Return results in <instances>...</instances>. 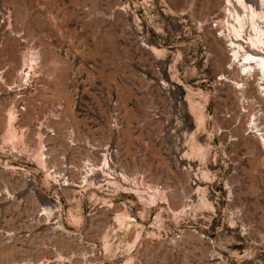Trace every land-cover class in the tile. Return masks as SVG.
<instances>
[{
  "label": "rangeland",
  "instance_id": "1",
  "mask_svg": "<svg viewBox=\"0 0 264 264\" xmlns=\"http://www.w3.org/2000/svg\"><path fill=\"white\" fill-rule=\"evenodd\" d=\"M227 8L0 0V264H264V90Z\"/></svg>",
  "mask_w": 264,
  "mask_h": 264
},
{
  "label": "bare ground",
  "instance_id": "2",
  "mask_svg": "<svg viewBox=\"0 0 264 264\" xmlns=\"http://www.w3.org/2000/svg\"><path fill=\"white\" fill-rule=\"evenodd\" d=\"M226 2L230 7L227 8V14L233 21V23L226 21L234 36L229 40V45L232 47L230 55L232 61L240 63L242 70L248 75L257 71L261 89L264 90V28L261 26V24L264 25V0H259L260 10L246 0H226ZM235 7H239L240 11H237ZM247 23L252 33L244 36L242 29ZM239 42L248 44L251 51L244 50V46ZM262 141L264 143V138Z\"/></svg>",
  "mask_w": 264,
  "mask_h": 264
},
{
  "label": "crops",
  "instance_id": "3",
  "mask_svg": "<svg viewBox=\"0 0 264 264\" xmlns=\"http://www.w3.org/2000/svg\"><path fill=\"white\" fill-rule=\"evenodd\" d=\"M149 5L181 25H212L226 9V0H149Z\"/></svg>",
  "mask_w": 264,
  "mask_h": 264
},
{
  "label": "built area",
  "instance_id": "4",
  "mask_svg": "<svg viewBox=\"0 0 264 264\" xmlns=\"http://www.w3.org/2000/svg\"><path fill=\"white\" fill-rule=\"evenodd\" d=\"M217 24H218V20H215V21L212 23V26L215 27V26H217Z\"/></svg>",
  "mask_w": 264,
  "mask_h": 264
}]
</instances>
